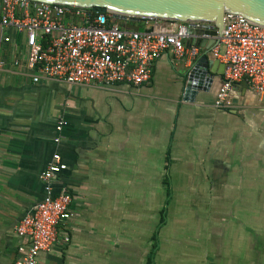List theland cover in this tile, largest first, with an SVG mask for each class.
<instances>
[{
	"label": "crops",
	"instance_id": "1",
	"mask_svg": "<svg viewBox=\"0 0 264 264\" xmlns=\"http://www.w3.org/2000/svg\"><path fill=\"white\" fill-rule=\"evenodd\" d=\"M190 44L196 57L165 51L141 86L34 84L6 54L0 264L17 263L25 240L15 226L43 198L41 175L56 154L67 169L55 192L71 195L73 217L40 264H149L151 257L152 264H264V93L241 81L232 107H217L224 64L210 41L201 48L191 36ZM205 53L216 76L207 92L186 101L181 74ZM61 120L67 126L56 143ZM166 173L173 197L153 256Z\"/></svg>",
	"mask_w": 264,
	"mask_h": 264
},
{
	"label": "built area",
	"instance_id": "2",
	"mask_svg": "<svg viewBox=\"0 0 264 264\" xmlns=\"http://www.w3.org/2000/svg\"><path fill=\"white\" fill-rule=\"evenodd\" d=\"M142 21L152 23V31L123 28L110 12L32 0H0V70L9 53L11 65L34 84L58 81L80 86H141L151 81L153 68L165 51L172 49L178 59L198 55L199 48L186 45L191 37L187 23ZM161 23L166 26L160 27ZM213 53L225 66L217 107H232L231 92L241 81L264 93V25L226 13ZM65 126L67 121L61 120L56 143L64 138ZM66 169L56 154L42 173L43 198L15 226L17 236L25 240L18 248L16 264H40L41 255L53 251L60 227L73 217L71 195L66 189L55 192L54 188L56 178Z\"/></svg>",
	"mask_w": 264,
	"mask_h": 264
},
{
	"label": "water",
	"instance_id": "3",
	"mask_svg": "<svg viewBox=\"0 0 264 264\" xmlns=\"http://www.w3.org/2000/svg\"><path fill=\"white\" fill-rule=\"evenodd\" d=\"M40 3L64 4L91 9L97 13H112L123 28L147 33L141 25L143 19H160L188 24V32L206 48L218 43L224 28L226 13L244 16L264 25V0H32ZM205 37H209L208 39ZM195 42V41H194ZM190 47L193 45L190 44ZM224 70H225V66ZM220 74V73H218ZM182 75L184 100L194 102L199 92H207L216 72L210 68L207 54H203L185 67Z\"/></svg>",
	"mask_w": 264,
	"mask_h": 264
},
{
	"label": "trees",
	"instance_id": "4",
	"mask_svg": "<svg viewBox=\"0 0 264 264\" xmlns=\"http://www.w3.org/2000/svg\"><path fill=\"white\" fill-rule=\"evenodd\" d=\"M168 175L169 174L166 173L165 180H164L166 199H165V204H164V206H163V208L161 210L160 223L157 226V229H156L155 234H154V252H153V256L155 255V253H156V251L158 249V246H159L158 234H159V231H160L161 227L166 223V217H167V214H168V207H169V204H170V202L172 200V197H173L172 183H171L170 177ZM152 261H153V259L151 257V259L149 261V264H152Z\"/></svg>",
	"mask_w": 264,
	"mask_h": 264
},
{
	"label": "rangeland",
	"instance_id": "5",
	"mask_svg": "<svg viewBox=\"0 0 264 264\" xmlns=\"http://www.w3.org/2000/svg\"><path fill=\"white\" fill-rule=\"evenodd\" d=\"M117 98H118V97H117ZM116 100H117V99H116ZM105 102H107V103H108V102H110V100H109V99H107V100H105ZM156 189H157V188H156ZM176 190H177V188L174 190V192H175ZM162 191H163V190H162ZM163 192H164V191H163ZM176 209H177V208H176V207H174V208H173V211H174V212H176Z\"/></svg>",
	"mask_w": 264,
	"mask_h": 264
}]
</instances>
